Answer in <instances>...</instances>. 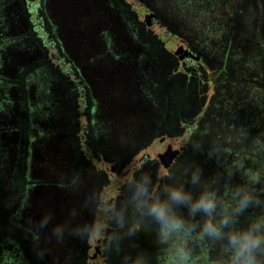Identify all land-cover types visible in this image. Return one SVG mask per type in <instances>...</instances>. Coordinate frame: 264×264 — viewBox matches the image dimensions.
<instances>
[{"label":"rangeland","instance_id":"374dc122","mask_svg":"<svg viewBox=\"0 0 264 264\" xmlns=\"http://www.w3.org/2000/svg\"><path fill=\"white\" fill-rule=\"evenodd\" d=\"M256 1L232 14L237 0H0V124L12 119L14 127L0 166V204L17 208L0 225V264H107L98 240L109 232L108 208L126 200L125 178L138 170L159 186L170 182L167 171L174 181L198 166L228 197L237 184L218 173L234 160L228 149L239 126L248 129L247 71L264 68V41L251 21ZM176 85L184 97H175ZM26 122L32 137L24 150L19 127ZM75 175L79 183L68 185ZM94 222L91 235L75 233ZM63 223L74 230L60 238L54 229ZM13 224L20 228L14 235ZM111 240V264L138 257L168 264L151 223L119 248ZM208 244L191 245L194 256L215 261L217 244Z\"/></svg>","mask_w":264,"mask_h":264},{"label":"clouds","instance_id":"9594fccd","mask_svg":"<svg viewBox=\"0 0 264 264\" xmlns=\"http://www.w3.org/2000/svg\"><path fill=\"white\" fill-rule=\"evenodd\" d=\"M172 175L167 171L170 182L159 186L150 171L138 170L126 176V200L108 208L109 221L118 230L113 236L117 248L120 240L141 232L148 222L155 225L158 244L166 246L168 264H264V191L254 187L253 178L236 185L224 198L215 187L216 181L203 180L198 166L185 169L184 179L173 181ZM249 209L259 211L242 224L240 218ZM197 216L202 219L198 221ZM47 222L45 218L43 223ZM94 229L95 225H85L74 231L91 235ZM54 232L62 238L64 228L57 226ZM208 242L220 246L215 261L193 254L191 245L208 246ZM132 264H144V260L138 257Z\"/></svg>","mask_w":264,"mask_h":264},{"label":"trees","instance_id":"16d2710c","mask_svg":"<svg viewBox=\"0 0 264 264\" xmlns=\"http://www.w3.org/2000/svg\"><path fill=\"white\" fill-rule=\"evenodd\" d=\"M205 1H206V3H212V0H205ZM244 2H245V0H237V3H238V4L236 3L237 8L235 9V11H233L234 13H232V14H235L236 11L240 12L242 9V6H243V5L241 6V4H244ZM252 4H253L252 5L253 10L251 9V11L253 12L252 16H254V17L251 21L255 22L256 23L255 27L257 26V28H259L258 35H256V38H258V40H259V38H262L264 41V33L262 30H260V26H259V24H261V23H259V19H257V17H255L256 15H262L261 20H262V18L264 19V2L262 0H257L256 3L254 2ZM212 6L214 7L215 5H212ZM258 11H260L261 14H257ZM220 16H222V15H220ZM232 18H234V16H232ZM261 33H262L263 37L261 36ZM257 42H255L256 44H254V45H257L258 44ZM260 59H261L260 57L258 59L257 55H253V56H251L250 61H252L255 65H258V62ZM249 64H250V62H249ZM236 72L238 75L244 74V71L241 69H238ZM247 74H248V79H249V84H248L249 90H248V98L245 100L248 102V105L251 106L248 110V115L250 118L249 122H248V126H247L248 129H246V131L243 132L244 131L243 125L239 126L240 130H238V128H237V130L239 131V133H238L239 136L237 135V137H238L237 142L234 145V147H232V149H230V150L228 149V151H230L229 153L234 154V160L231 162V165H229L226 161H224L225 165L222 169V172L220 173V171H219L218 174H220L222 177H224L225 178L224 180H226V178H227L226 175L228 173L231 174L233 176L232 178H234V180H235L234 182L237 185L239 183H242V182L246 183L249 178H253L256 181V183L254 184V187L258 191H264V68L259 69V66L256 68L253 66L251 69H249L247 71ZM238 85H239L238 90L239 91H240V89L242 90L243 83L238 84ZM185 92H186V89H185ZM185 92L181 86L176 85V92L174 93L175 97L176 96L177 97L178 96L184 97L183 93H185ZM240 97L241 96L237 94L236 98L233 99V102L235 101V105H237V108L235 111V113H237V114H242V107L239 105V102L241 103ZM241 99H244V98H241ZM245 100L243 102H245ZM28 117L29 116H27V118ZM27 118H26V116H24L25 121H27ZM234 120L241 121V120H239V118H237V119L235 118ZM250 120H251V122H250ZM3 121L5 123L2 125V122H1V124H0L1 126H3V127H0V166L1 167L4 166L2 164L3 159L6 156V153L9 151L8 148H9L10 144L12 143L11 139H8L10 136V132L14 130L13 129L14 127L11 126V123H13L12 119H4ZM51 121H55V120L51 119ZM50 125H48V127L46 128V130H48V132H50V130H49ZM8 126H10L11 128H9ZM19 128H22V130H23L22 132L24 133L22 135V142H23V149L25 150L29 145L28 143H31L29 141V138L32 137L30 135L31 129H30V126L28 125V122L24 123V125H21ZM51 129H52V127H51ZM52 135H53V133L47 134V137H48L47 141L49 142L50 145L53 144V141H51ZM64 141L71 142V135H67V137H65ZM234 149H236V150H234ZM231 160H232V158H231ZM19 164L20 163H18V167H19ZM26 167L27 166H26V163L24 161V165H23L22 169H24V171H25ZM73 176H72L73 180H71L70 182L67 183L70 186L74 183L75 180L78 179V181H77L78 183L80 181L79 177H77L75 175V178H73ZM22 179H24V178L21 176V180ZM220 181L223 184L225 183V181H223L222 178ZM74 189H75V187H74ZM15 190H17V186H16V188L13 189V193H12L13 195L15 193L14 192ZM10 195H11V193H10ZM16 209L14 210L12 206L8 207V209H5L9 212V213H7V212H5L4 209H2L1 204H0V225H2V223H4V222H8V220H9L8 216L13 215L16 212ZM248 211H249V213H248ZM258 211H259V209L247 210V212L244 214V216H242L240 218L241 223L246 224L248 222V216L250 214L257 213ZM86 213L87 212L84 211V213H81V214H84V216H86ZM88 215L89 216L91 215L90 210L88 211ZM64 221H68V219L66 218ZM72 222H74V221L72 220ZM64 224H67V223H63L62 227L64 228V232L69 233L68 231L71 230V232H72V230H74L73 228H71V226L69 224H67V225H64ZM12 226H13V228L11 227L12 228L11 232H13V235H14L15 230H13V229H15L17 227L14 224ZM14 226H15V228H14ZM8 228H10V225H7V227L5 229H8ZM17 229H20V228H17ZM20 231H22V230H20ZM8 234L6 235V237L8 236ZM4 241H2V242H4ZM208 245H210V244H208ZM209 248H207V249H209ZM212 254L214 255V258H216V259L219 258L220 246L218 243H217V249L215 251H212Z\"/></svg>","mask_w":264,"mask_h":264},{"label":"flooded vegetation","instance_id":"af4514ba","mask_svg":"<svg viewBox=\"0 0 264 264\" xmlns=\"http://www.w3.org/2000/svg\"><path fill=\"white\" fill-rule=\"evenodd\" d=\"M66 91V90H65ZM66 94L68 95V93H67V91H66ZM81 94H82V92H81ZM81 94H80V96H81ZM85 95V94H84ZM85 100H86V97H85ZM78 105H79V102H78ZM78 140H79V136H78ZM77 143H78V141H77ZM76 151H77V149H76ZM95 156L97 157V155L95 154ZM117 170H118V172L120 171L119 170V168H117ZM99 174L102 176L103 174H102V172L101 171H99ZM102 183V182H101ZM101 183L99 184V187H98V192H99V195H98V198H97V203L98 202H100L99 204H101L102 205V203L104 202L103 201V199H101V192H102V190H103V187L101 186ZM100 205H99V207L95 210V212H97L95 215H93V213L91 214V216L93 215V216H97L98 214H99V212H100ZM92 216V217H93ZM107 216H108V214H107ZM95 221H97V219H95ZM106 224H107V229H108V231L110 232H108V234L106 235V240L105 241H99L98 240V245L101 247V251H102V257H105V259L104 260H107V264H111L110 263V259H112L110 256H109V252H110V247H111V239H113V236L111 235V233H112V231H113V228H112V230H110V226H111V224H110V221H109V218H107V220H106ZM94 225H95V222H94ZM110 225V226H109ZM116 228V227H115ZM115 230V229H114ZM107 231V230H106Z\"/></svg>","mask_w":264,"mask_h":264},{"label":"water","instance_id":"95a60500","mask_svg":"<svg viewBox=\"0 0 264 264\" xmlns=\"http://www.w3.org/2000/svg\"><path fill=\"white\" fill-rule=\"evenodd\" d=\"M179 41L182 42L180 39H179ZM183 44H185V43H183Z\"/></svg>","mask_w":264,"mask_h":264}]
</instances>
